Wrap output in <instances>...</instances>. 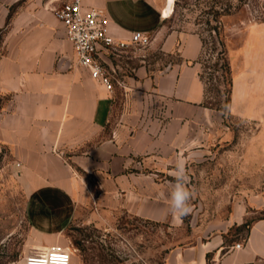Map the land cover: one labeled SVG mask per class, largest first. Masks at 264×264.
I'll return each instance as SVG.
<instances>
[{"label": "crops", "instance_id": "crops-1", "mask_svg": "<svg viewBox=\"0 0 264 264\" xmlns=\"http://www.w3.org/2000/svg\"><path fill=\"white\" fill-rule=\"evenodd\" d=\"M19 1L0 0V96L7 97L0 104V154L16 172L33 230L51 245L75 220L106 227L118 211L181 228L183 219L168 214L170 168L153 163L185 159L187 129L206 113L200 107L201 37L165 32L164 11L172 0H83L105 11L116 38L127 41L141 31L182 58L158 74L139 67L118 109L115 90L108 92L76 65L53 11L57 5L32 1L9 19ZM240 53L230 112L256 125V139L245 146L254 150L242 155V167L249 168L244 159L250 156L264 178V22L248 26ZM145 101L160 103L156 117H138L153 111ZM239 195L227 215L201 217L189 243L169 249L165 264H264V215L252 221L245 238L231 234L250 213L264 212V188L243 187Z\"/></svg>", "mask_w": 264, "mask_h": 264}, {"label": "rangeland", "instance_id": "rangeland-1", "mask_svg": "<svg viewBox=\"0 0 264 264\" xmlns=\"http://www.w3.org/2000/svg\"><path fill=\"white\" fill-rule=\"evenodd\" d=\"M32 1L36 0L12 4L9 19ZM37 1L46 8L60 3L59 0ZM172 8L173 0L164 11V17L168 18L165 32L197 33L203 42L198 62L205 87V100L200 107L206 113H202L199 123L187 129L184 147L192 212L183 218L181 228L171 226L168 221H148L122 211L116 212L106 227L75 220L51 244L70 247L72 264H165L169 249L189 243L191 230L201 217L227 215L243 187L264 188V178L256 172V163L250 156L244 159L249 170L242 167V155L252 154L254 150L245 146L256 139L257 127L231 115L232 87L222 69L228 61L234 79L241 66L240 52L248 26L264 22V0H175L173 13ZM4 52L0 34V56ZM181 61L178 50L164 51L161 40L156 41L155 36L147 47L126 50L113 69L110 68L118 109L127 101L128 80L135 77L139 67L146 66L151 74H158ZM6 99L0 96V104ZM145 106L153 111L138 117H156L158 113L154 110L160 103L145 101ZM117 113L115 121L119 117ZM175 164L170 161L153 166L161 170L169 167L172 171ZM168 179L172 181L173 177ZM86 214L82 212L80 217L84 219ZM263 215L264 212H252L248 221ZM246 231L247 227L241 226L231 234L245 238ZM42 240L32 228L28 201L18 185L16 172L0 158V264H24L34 249L50 246Z\"/></svg>", "mask_w": 264, "mask_h": 264}, {"label": "built area", "instance_id": "built-area-1", "mask_svg": "<svg viewBox=\"0 0 264 264\" xmlns=\"http://www.w3.org/2000/svg\"><path fill=\"white\" fill-rule=\"evenodd\" d=\"M59 2L53 11L73 47L76 65L88 70L94 80L112 93L114 81L110 68L113 69L126 50L149 46L151 36L136 31L127 41L118 39L112 34L110 20L103 9L86 6L83 0ZM235 248H241V244L237 243ZM24 264H72V250L57 244L45 250L34 249L26 256Z\"/></svg>", "mask_w": 264, "mask_h": 264}, {"label": "clouds", "instance_id": "clouds-1", "mask_svg": "<svg viewBox=\"0 0 264 264\" xmlns=\"http://www.w3.org/2000/svg\"><path fill=\"white\" fill-rule=\"evenodd\" d=\"M173 180L168 193V214L177 220H182L192 212V192L188 187L189 177L186 171V160L177 159L174 169L170 172Z\"/></svg>", "mask_w": 264, "mask_h": 264}, {"label": "trees", "instance_id": "trees-1", "mask_svg": "<svg viewBox=\"0 0 264 264\" xmlns=\"http://www.w3.org/2000/svg\"><path fill=\"white\" fill-rule=\"evenodd\" d=\"M174 1L175 0H173V8H174ZM173 8H172V13H173ZM9 18H10V16H9ZM222 69H223L224 73L226 74V76L228 77L229 82H230L231 87H232V85H233V78H231L230 63L228 61H225V63L222 66ZM0 158H2V154H0ZM251 223H252V221L249 222L247 220L242 226H245L248 229L250 227Z\"/></svg>", "mask_w": 264, "mask_h": 264}, {"label": "bare ground", "instance_id": "bare-ground-1", "mask_svg": "<svg viewBox=\"0 0 264 264\" xmlns=\"http://www.w3.org/2000/svg\"><path fill=\"white\" fill-rule=\"evenodd\" d=\"M47 247H48V246H47ZM47 247H46V248H47ZM46 248H43V249H40V248H39V250H45Z\"/></svg>", "mask_w": 264, "mask_h": 264}]
</instances>
